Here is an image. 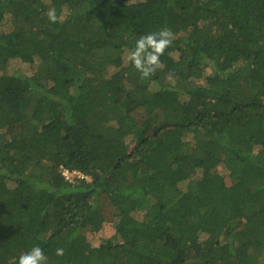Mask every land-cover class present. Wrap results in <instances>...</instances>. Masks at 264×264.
<instances>
[{
  "label": "trees",
  "instance_id": "obj_1",
  "mask_svg": "<svg viewBox=\"0 0 264 264\" xmlns=\"http://www.w3.org/2000/svg\"><path fill=\"white\" fill-rule=\"evenodd\" d=\"M165 27L142 80L127 53ZM34 246L264 264V0H0V264Z\"/></svg>",
  "mask_w": 264,
  "mask_h": 264
},
{
  "label": "clouds",
  "instance_id": "obj_2",
  "mask_svg": "<svg viewBox=\"0 0 264 264\" xmlns=\"http://www.w3.org/2000/svg\"><path fill=\"white\" fill-rule=\"evenodd\" d=\"M47 16L51 23H56L59 19L54 9H50ZM174 39L172 30L165 27L142 35L136 40L134 48L127 53V60L140 74L142 80L150 78L163 67L161 57ZM55 254L62 257L64 250L58 248ZM47 262L48 258L44 250L34 246L18 257L17 264H47Z\"/></svg>",
  "mask_w": 264,
  "mask_h": 264
},
{
  "label": "rangeland",
  "instance_id": "obj_3",
  "mask_svg": "<svg viewBox=\"0 0 264 264\" xmlns=\"http://www.w3.org/2000/svg\"><path fill=\"white\" fill-rule=\"evenodd\" d=\"M19 67H21V65ZM29 71L30 69L28 68V66H25V68L23 69V74H29ZM178 138L179 137H177V139ZM219 172L220 174H223V169L219 168ZM76 177H80L79 174L73 173L68 175V178L70 180L75 179ZM216 225L218 227L220 223L217 221ZM109 233L114 235V232L112 233L111 226H104L103 230L101 229V232L99 234H89V239L91 240L94 246L99 247L100 245H102V241L106 238V236H108Z\"/></svg>",
  "mask_w": 264,
  "mask_h": 264
},
{
  "label": "built area",
  "instance_id": "obj_4",
  "mask_svg": "<svg viewBox=\"0 0 264 264\" xmlns=\"http://www.w3.org/2000/svg\"><path fill=\"white\" fill-rule=\"evenodd\" d=\"M69 174H70L69 172H65V173H64V175L66 176L67 179H69V178H68V175H69Z\"/></svg>",
  "mask_w": 264,
  "mask_h": 264
}]
</instances>
